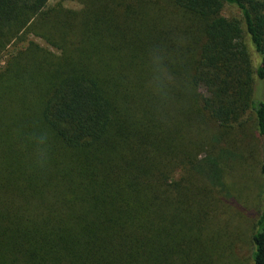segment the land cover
Segmentation results:
<instances>
[{
	"label": "trees",
	"instance_id": "16d2710c",
	"mask_svg": "<svg viewBox=\"0 0 264 264\" xmlns=\"http://www.w3.org/2000/svg\"><path fill=\"white\" fill-rule=\"evenodd\" d=\"M49 1L0 0V264H264V0Z\"/></svg>",
	"mask_w": 264,
	"mask_h": 264
},
{
	"label": "rangeland",
	"instance_id": "374dc122",
	"mask_svg": "<svg viewBox=\"0 0 264 264\" xmlns=\"http://www.w3.org/2000/svg\"><path fill=\"white\" fill-rule=\"evenodd\" d=\"M61 0H50L49 5H54L55 3L59 2ZM63 5L67 8L72 9H79L80 6L71 1H64ZM223 15L226 17H236L237 16V10L233 6H225L223 9ZM39 41V40H38ZM244 41L248 47V50L252 56V61L254 65H257L259 62V58L257 54L255 53L250 40L247 35L244 36ZM4 63V58H0V67ZM228 145L231 148L237 149L238 152H246V149L248 148V145L246 144V141L243 138L235 139L233 138L230 140ZM242 171L237 170L234 172V175H238L236 179V183L238 187V194H239V204L241 207H244V212L242 211L243 217H244V225L247 227L250 222V220L255 217L257 214L258 206L260 205V192L261 190L257 189L258 185V179H257V171L248 166L241 168ZM231 180L227 181V184H229ZM237 189V188H236Z\"/></svg>",
	"mask_w": 264,
	"mask_h": 264
}]
</instances>
